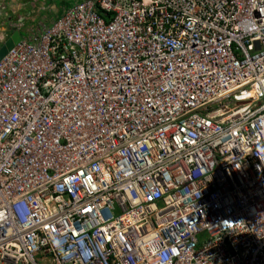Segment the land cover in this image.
Wrapping results in <instances>:
<instances>
[{"label":"built area","instance_id":"2783aa9c","mask_svg":"<svg viewBox=\"0 0 264 264\" xmlns=\"http://www.w3.org/2000/svg\"><path fill=\"white\" fill-rule=\"evenodd\" d=\"M54 1L0 29V264H264V0Z\"/></svg>","mask_w":264,"mask_h":264},{"label":"rangeland","instance_id":"374dc122","mask_svg":"<svg viewBox=\"0 0 264 264\" xmlns=\"http://www.w3.org/2000/svg\"><path fill=\"white\" fill-rule=\"evenodd\" d=\"M7 6L0 15L8 18H0V29L6 27L9 23L18 24L25 19L28 25L35 23H46L50 18L55 17L62 11V3L50 0H6ZM21 9V10H19Z\"/></svg>","mask_w":264,"mask_h":264},{"label":"water","instance_id":"95a60500","mask_svg":"<svg viewBox=\"0 0 264 264\" xmlns=\"http://www.w3.org/2000/svg\"><path fill=\"white\" fill-rule=\"evenodd\" d=\"M19 39H20L19 34H15V35L12 37L11 41H10L9 43H7V44L5 45V47H3V48L0 50V58L6 53V51H7L8 49H10L15 43H17V42L19 41Z\"/></svg>","mask_w":264,"mask_h":264},{"label":"trees","instance_id":"16d2710c","mask_svg":"<svg viewBox=\"0 0 264 264\" xmlns=\"http://www.w3.org/2000/svg\"><path fill=\"white\" fill-rule=\"evenodd\" d=\"M70 4H71V3H69V4L66 5V3H65V4L62 3V5H63L62 7H64V5L69 6ZM66 6H65V7H66ZM62 7H61V8H62ZM65 7H64V8H65ZM61 13H62V11H61Z\"/></svg>","mask_w":264,"mask_h":264}]
</instances>
